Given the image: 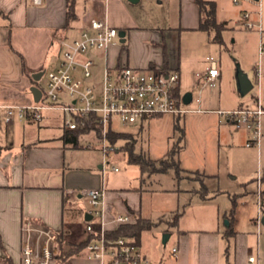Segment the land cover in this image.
<instances>
[{
    "label": "crops",
    "instance_id": "0c3cea01",
    "mask_svg": "<svg viewBox=\"0 0 264 264\" xmlns=\"http://www.w3.org/2000/svg\"><path fill=\"white\" fill-rule=\"evenodd\" d=\"M141 1L0 0V118L4 116L8 105H34L40 101L35 100L31 88L36 85L43 89L40 80L38 84L33 82L32 74L55 69L60 60L57 39L78 36L93 18L106 20L117 27L120 33L123 32L124 36H119L120 42L131 39L132 34H138L145 41L143 49L137 54L131 53L130 42L119 46L117 40L108 49L88 52L85 58L94 60L93 83L101 81L106 67L115 70L129 65L160 71L177 70L181 85L182 62L178 55L181 43L177 39L180 30L198 29L201 19L199 5L196 0H180L183 26L161 30L149 28L141 22L142 17L137 8ZM258 30L264 40V30ZM149 40L153 43H149ZM261 45H264L263 42L259 43L256 52V65L248 64L244 70L256 88V103L259 102L264 108V52L260 51ZM53 51L58 58L52 68L44 69ZM96 60H102L98 70L100 77L94 72ZM207 66L203 72L196 73L200 83L199 75L205 72ZM42 76H45L44 73ZM221 79L222 72L218 81ZM193 99L192 94L189 103H185L184 98L183 102L188 105ZM196 101L198 107H187V112L202 116L200 119H217L220 126H234L217 112L221 108L203 107L201 97ZM60 110L45 108L43 119L37 122L38 127L35 129L30 127L37 124L36 121L16 119L0 130V264H21L22 226L26 221L53 229L58 234L59 249L61 247L65 251L87 240L90 235L85 230L88 221L86 215L89 218L92 216L88 213V198L80 194V190L85 188H104L103 216L92 221L97 230L104 229L106 233L116 231L121 225L134 224L139 219L151 223L136 240L144 257L152 264H248V257L258 252L260 263L264 264V225L258 234V211L254 218L256 229H235L232 221L229 222V228L224 229H162L167 232L164 236H168L167 241H163L165 245H161L160 241L147 245L144 231H152L151 228L158 222L144 214V185L147 178L140 167L134 164L137 167L135 169L122 171L119 168L117 172L108 171L104 175V162L98 164L97 169L91 166V162H79L77 152L87 148L83 137L90 138L88 142L94 140L95 136L80 137V147L66 144L63 135L65 120L69 116ZM56 111L64 114L63 122L52 117ZM20 124L22 130H18ZM244 131L235 127V132L231 136H223V141L228 145H236V139L248 134L247 143L250 133ZM262 209L264 213L263 206ZM118 215L128 216L129 220L118 222ZM172 237L173 244L168 249L166 243ZM157 238L153 234V239ZM253 239L257 241L256 248L251 245ZM67 263L107 264L88 258L85 248L71 256Z\"/></svg>",
    "mask_w": 264,
    "mask_h": 264
},
{
    "label": "rangeland",
    "instance_id": "374dc122",
    "mask_svg": "<svg viewBox=\"0 0 264 264\" xmlns=\"http://www.w3.org/2000/svg\"><path fill=\"white\" fill-rule=\"evenodd\" d=\"M213 1L217 5V21L226 22L221 24V41L214 40L217 32L213 29L180 30L181 34L177 39L181 43L178 55L182 62L180 97L185 92H191L194 97L190 104L183 106L197 108L199 103L196 100L199 97L205 108L236 109L240 105L255 106L256 88L247 95L240 96L235 69L237 61L243 69L248 64L255 66L257 63L256 52L259 43L264 44V40L257 27L249 29L242 23L243 15L249 13L250 20L258 19L264 30V0ZM137 8L142 17L141 22L149 28L162 30L183 26L180 0H143ZM116 40L119 46L130 42L132 54L140 52L145 42L138 34H132L131 39L127 38L126 42H120L119 37ZM148 42L153 43L151 40ZM207 57L217 59L222 72V79L214 86H202L196 76V73L203 72L207 63L209 65ZM56 58L57 53L51 52L44 69L52 68ZM101 62L102 60H96L97 65L94 67L98 77ZM93 81V78L86 80L88 84H93ZM40 87L46 88L45 76L40 79ZM59 96L57 102L62 103L63 97ZM62 113L56 111L52 113V117L63 122ZM200 118L202 116L190 112L164 113L133 124L118 120L114 122L115 130L135 137L137 152H144L153 159V166L144 172L145 179L147 178L144 185V214L158 223L151 228L154 233L144 231L147 245H154L159 241L161 245H165L163 237L167 232L162 229H224L229 228L230 221L235 229H256L254 218L258 211L259 178L263 180L260 185L262 200L264 197V117L259 147L246 145L247 131H244L247 135L236 139V145H228L223 141V136H231L235 132V126H220L217 119ZM36 127L38 123L30 128ZM18 130H22L21 124ZM89 139L83 137L82 141L86 144ZM97 139L95 137L90 140L96 142L94 147L77 152L79 162H91L95 169L104 161L115 163L122 171L137 168L128 161L127 153L120 148L123 141L118 142L116 150L110 151V155L106 157ZM172 150H176L175 155L172 152L166 156ZM164 165H172L173 168L160 171ZM202 192L205 197L201 196ZM261 205L264 207V200ZM262 229L264 233V226ZM153 234L158 236L157 240L153 239ZM172 244L173 237L166 243L168 249ZM251 245L256 248V239H253Z\"/></svg>",
    "mask_w": 264,
    "mask_h": 264
},
{
    "label": "built area",
    "instance_id": "2783aa9c",
    "mask_svg": "<svg viewBox=\"0 0 264 264\" xmlns=\"http://www.w3.org/2000/svg\"><path fill=\"white\" fill-rule=\"evenodd\" d=\"M38 2V0H35ZM239 2V0H234ZM243 25L249 29L261 23L251 21L249 13L243 15ZM120 36L119 29L108 21L93 18L80 34L73 38L57 39L59 47V64L55 69L44 72L46 88L42 90L39 102L34 105H8L5 114L0 118V130L14 120L31 119L40 122L45 108H56L64 111L69 117L65 120L67 129L77 128L76 117L96 116L100 126L98 141L105 156L116 146L110 143L108 135L114 130L116 120L133 124L146 118L164 113H185L183 97L175 94L180 85V74L177 70L160 71L142 69L133 66H122L118 69L106 67L101 81L88 84L92 78L94 60L85 58L92 50H105L115 43ZM264 52V45L260 46ZM209 65L200 76L202 86L216 85L221 72L219 64L213 57L207 58ZM61 95L62 103L57 102ZM185 105V104H184ZM217 112L236 128L250 133L247 146H260L262 140L261 123L264 108L259 102L255 106H241L236 109H220ZM96 142H86L87 148ZM104 175L108 171L117 172L119 167L104 161ZM261 179H258V217L256 224L258 234L262 226L263 209L261 205ZM80 194L86 196L92 216L85 226L92 239L85 246L88 258L97 259L107 264H152L141 252L134 240L127 237L110 238L104 229L97 230L92 221L103 216L104 188H85ZM128 216L118 215L116 221H128ZM58 234L50 227L26 221L22 226V261L21 264H68L57 259ZM176 248L173 249V252ZM248 264H261L259 252L248 257Z\"/></svg>",
    "mask_w": 264,
    "mask_h": 264
},
{
    "label": "trees",
    "instance_id": "16d2710c",
    "mask_svg": "<svg viewBox=\"0 0 264 264\" xmlns=\"http://www.w3.org/2000/svg\"><path fill=\"white\" fill-rule=\"evenodd\" d=\"M197 4L199 5L200 12H201V19L198 26L200 30H215L217 35L215 36L214 40L221 41V24H226V22L219 23L216 19V10L217 5L216 2L213 0H196ZM224 28V27H223ZM33 82L38 84V81L32 78ZM179 87L176 89L175 94L177 96L180 95ZM76 121L78 123L77 128L74 129H67L65 128V132L63 138L66 144L71 145L72 147H80L79 139L85 135H92L96 138L100 137V126L96 116L90 117H76ZM110 143L116 145L118 142L123 141V144L120 146L128 156V161L130 163L136 164L140 167L141 172L144 174L145 171L149 170L150 166L152 165L153 159H151L147 154L144 152H137L135 150V137L130 133L120 132L117 130H111L108 135ZM176 151V150H175ZM175 151H170L166 156L172 154L175 155ZM164 160V159H163ZM177 166L179 168L178 162ZM170 168H173L172 165H164V168L160 171H168ZM180 169V168H179ZM193 172V171H192ZM200 192V191H198ZM201 196H204V192H202ZM232 213L234 212V206L232 207ZM151 226V223L145 219H139L134 224L129 225H121L116 231L108 232L107 236L110 238H117V237H127L134 240L135 244L138 245L136 238H138L141 232ZM92 239L90 236L87 240L82 241L75 245V247L65 251L61 247L57 253V259L59 261H67L71 256L78 254L81 252L87 243Z\"/></svg>",
    "mask_w": 264,
    "mask_h": 264
},
{
    "label": "water",
    "instance_id": "95a60500",
    "mask_svg": "<svg viewBox=\"0 0 264 264\" xmlns=\"http://www.w3.org/2000/svg\"><path fill=\"white\" fill-rule=\"evenodd\" d=\"M120 35L124 36V33L121 32ZM123 40L124 39H122V41ZM43 73L44 71L33 73L32 77L34 80L39 81ZM235 78H236L237 90L242 97L247 95L254 88V83L250 79L248 73L242 68L239 61L236 62ZM31 91L33 92L35 100L39 101L42 95V90L38 86L34 85L31 88ZM183 98L185 103H189L192 98V93L191 92L185 93ZM86 219L90 220L91 218H89L88 215H86ZM261 221L262 224L264 225V213L262 215ZM167 237H168L167 235L163 237L164 242L167 241Z\"/></svg>",
    "mask_w": 264,
    "mask_h": 264
}]
</instances>
